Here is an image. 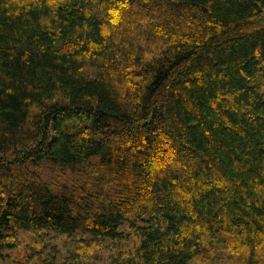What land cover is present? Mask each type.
<instances>
[{"label":"trees","instance_id":"1","mask_svg":"<svg viewBox=\"0 0 264 264\" xmlns=\"http://www.w3.org/2000/svg\"><path fill=\"white\" fill-rule=\"evenodd\" d=\"M0 264H264V0H0Z\"/></svg>","mask_w":264,"mask_h":264},{"label":"rangeland","instance_id":"2","mask_svg":"<svg viewBox=\"0 0 264 264\" xmlns=\"http://www.w3.org/2000/svg\"><path fill=\"white\" fill-rule=\"evenodd\" d=\"M23 240L24 239H20L19 241L20 242H23ZM13 250H11V251H9V252H7V253H11L14 257H16V259H18V260H21V259H23L24 257H25V255H22V250L21 249H17V250H15V251H13Z\"/></svg>","mask_w":264,"mask_h":264}]
</instances>
